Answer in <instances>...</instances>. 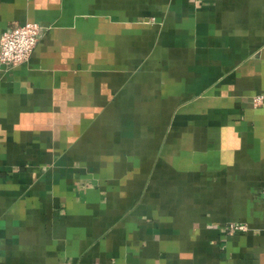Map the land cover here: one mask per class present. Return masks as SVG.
<instances>
[{
    "label": "crops",
    "instance_id": "0c3cea01",
    "mask_svg": "<svg viewBox=\"0 0 264 264\" xmlns=\"http://www.w3.org/2000/svg\"><path fill=\"white\" fill-rule=\"evenodd\" d=\"M28 21L0 264H264V0H0Z\"/></svg>",
    "mask_w": 264,
    "mask_h": 264
},
{
    "label": "built area",
    "instance_id": "2783aa9c",
    "mask_svg": "<svg viewBox=\"0 0 264 264\" xmlns=\"http://www.w3.org/2000/svg\"><path fill=\"white\" fill-rule=\"evenodd\" d=\"M40 25L35 21H28L2 31L0 35V65L13 67L25 61L37 43ZM263 95L253 97L252 103L261 104ZM264 201V189L262 190ZM230 232H243L246 225L230 222L225 227Z\"/></svg>",
    "mask_w": 264,
    "mask_h": 264
}]
</instances>
